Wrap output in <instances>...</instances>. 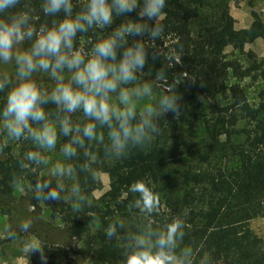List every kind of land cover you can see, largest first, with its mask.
<instances>
[{
  "label": "trees",
  "instance_id": "trees-1",
  "mask_svg": "<svg viewBox=\"0 0 264 264\" xmlns=\"http://www.w3.org/2000/svg\"><path fill=\"white\" fill-rule=\"evenodd\" d=\"M228 7L229 0H168L164 31L152 49L159 59H149L145 70H164L157 88L175 85L180 114L165 115L161 134L150 145L102 162L93 181L79 174L65 181L66 187L82 184L85 205L33 199L37 181L46 175L44 168L18 166L30 145L20 141L0 150L1 196L13 198L19 184L21 201L32 205L35 217L45 210L58 222L67 239L53 246L60 264H122L120 243L106 240L104 229L117 218L130 229L143 223L125 207L128 185L140 179L152 182L161 203L163 215L149 218L155 227L190 209L181 246L193 248V264H264V238L249 227L250 219L264 217V88L250 97L240 84L264 70V57L249 58L244 49L264 39V22L251 11L246 28H232ZM3 168L19 173L20 181L4 180ZM99 173L123 183L93 196L101 188Z\"/></svg>",
  "mask_w": 264,
  "mask_h": 264
},
{
  "label": "clouds",
  "instance_id": "clouds-1",
  "mask_svg": "<svg viewBox=\"0 0 264 264\" xmlns=\"http://www.w3.org/2000/svg\"><path fill=\"white\" fill-rule=\"evenodd\" d=\"M167 2L0 0V150L27 142L18 166L47 170L33 199L85 205L82 184L65 181L77 174L93 181L102 162L150 145L165 115L179 116L175 85L157 88L164 70H145L159 59L152 49ZM127 193L126 209L143 223L130 229L117 218L104 229L106 240L120 243L122 264H193V248L181 246L190 209L155 227L149 218L163 214L152 182L135 180ZM16 227L27 233L33 222Z\"/></svg>",
  "mask_w": 264,
  "mask_h": 264
},
{
  "label": "rangeland",
  "instance_id": "rangeland-1",
  "mask_svg": "<svg viewBox=\"0 0 264 264\" xmlns=\"http://www.w3.org/2000/svg\"><path fill=\"white\" fill-rule=\"evenodd\" d=\"M251 11L256 12L258 18L264 22V0H229L228 25L235 29L246 28L253 20ZM244 49L249 58H257L259 61L264 57V39L257 38L250 41L245 44ZM229 50V48L226 49V52ZM262 64L264 68V62ZM257 73V79L254 81L250 78L240 80V84L248 90L250 97L264 88V70L262 72L258 70ZM48 158L55 162L58 155L51 153ZM46 171L45 169V175ZM98 176L101 188L93 190V196L96 197L105 190L116 189L123 183L121 179L109 180L106 173H99ZM1 177L4 180L19 182L21 175L3 168ZM12 194L11 199H5L0 194V264H60L59 259L54 255L56 249L53 246L67 239L64 232L60 230L58 222L51 221L45 210H41L39 216L35 217L31 212L32 205L21 201L24 193L19 184L14 187ZM26 219L33 222L32 229L27 233L19 232L16 226ZM249 227L255 235L264 238V217L255 216L250 219ZM9 231H16V237L9 238ZM70 235L72 238L75 236L72 233Z\"/></svg>",
  "mask_w": 264,
  "mask_h": 264
}]
</instances>
